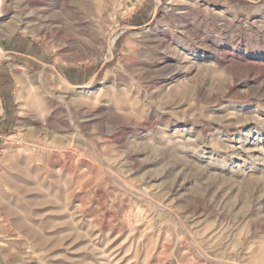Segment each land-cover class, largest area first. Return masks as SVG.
Listing matches in <instances>:
<instances>
[{"label": "rangeland", "instance_id": "rangeland-1", "mask_svg": "<svg viewBox=\"0 0 264 264\" xmlns=\"http://www.w3.org/2000/svg\"><path fill=\"white\" fill-rule=\"evenodd\" d=\"M0 94V264H264V0H0Z\"/></svg>", "mask_w": 264, "mask_h": 264}, {"label": "water", "instance_id": "water-1", "mask_svg": "<svg viewBox=\"0 0 264 264\" xmlns=\"http://www.w3.org/2000/svg\"><path fill=\"white\" fill-rule=\"evenodd\" d=\"M159 0H157V2H158ZM157 10V6H156V8H155V11ZM124 28H130V27H128V26H124ZM134 28H137V27H134ZM6 53H11V52H2L1 53V56L3 55V54H6ZM34 60H36L37 62H39V63H41L42 65H44V66H49V67H51V68H53L56 72H57V74L60 76V77H62V74L57 70V68L55 67V66H53V65H50V64H47V63H44V62H41V61H39L38 59H36V58H33ZM99 74V71H97L95 74H94V76H93V79L97 76ZM3 105V101H2V98H1V94H0V107Z\"/></svg>", "mask_w": 264, "mask_h": 264}, {"label": "bare ground", "instance_id": "bare-ground-1", "mask_svg": "<svg viewBox=\"0 0 264 264\" xmlns=\"http://www.w3.org/2000/svg\"><path fill=\"white\" fill-rule=\"evenodd\" d=\"M64 82H66L65 80H63ZM128 81V80H127ZM137 81V80H136ZM134 84V83H133ZM128 85V84H127ZM122 93V92H121ZM125 94V93H124ZM122 100V99H121ZM122 102V101H121Z\"/></svg>", "mask_w": 264, "mask_h": 264}]
</instances>
